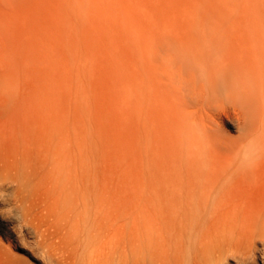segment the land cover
Masks as SVG:
<instances>
[{
	"label": "rangeland",
	"instance_id": "obj_1",
	"mask_svg": "<svg viewBox=\"0 0 264 264\" xmlns=\"http://www.w3.org/2000/svg\"><path fill=\"white\" fill-rule=\"evenodd\" d=\"M128 211L264 264V0H0V264H125Z\"/></svg>",
	"mask_w": 264,
	"mask_h": 264
},
{
	"label": "bare ground",
	"instance_id": "obj_2",
	"mask_svg": "<svg viewBox=\"0 0 264 264\" xmlns=\"http://www.w3.org/2000/svg\"><path fill=\"white\" fill-rule=\"evenodd\" d=\"M124 51H126V50H124ZM237 62L238 61L234 62L236 65H235V67H233L231 69L229 67H226V66H222L219 68V70L222 71L223 73H229L228 78H225L224 81H221V84H220L221 87H217V86L213 87L212 86L209 89L208 87L206 88L202 85L196 86L194 84L195 95H197L199 98H201V97L202 98L205 97L206 99L212 98V100L211 99L210 100L214 101L215 98H218L222 94V93L220 94V92H222V91L224 92V90H225V92H226V90H229L232 92L242 90L244 87L242 88V86L237 84L235 82V79H236V73H240V71L242 72V68L244 67V69H245L246 64H244L240 60H239V63H237ZM211 80L215 81L218 79H217V77H212ZM194 82H196V81L194 80ZM246 92H248V91H246ZM205 120L208 124V129L210 131H212L213 129L215 130V128H216L215 124L216 123L214 122L215 120H214L212 114L207 115V118ZM214 185L216 186L217 184L214 183L213 186ZM223 188H225V187H223ZM225 189H227V188H225ZM151 197L152 198H158V196H155V195H152ZM148 202H150L149 199L143 198V199H138L135 203L140 207V209H142L141 207L144 208V204H146ZM136 204H134V205L136 206ZM136 208H137V206H136ZM132 209H135V208H133V206H132ZM142 211H141V213H142ZM129 212L130 211H128V217H127V221H126L127 222V224H126L127 237H126L125 242H124V253H125L124 263L125 264H171V263H175L174 261H172L175 258H176V261L178 262L180 258L177 259L178 257L173 255L172 250L174 248L171 250L169 245H170L171 241L180 238L181 237L180 234L171 230L168 227H163V228H160L158 230L160 237H161L162 244L152 243V239L149 240V238L146 237V232L148 230H150V231L155 230V228L153 226V222L151 220H146V219L142 218L139 214H137V215L131 214L130 215ZM138 213H140V212H138ZM177 250H176V252H177ZM146 254H148L150 256L152 261H143V257ZM177 254L178 253H176V255ZM180 261H182V259Z\"/></svg>",
	"mask_w": 264,
	"mask_h": 264
}]
</instances>
